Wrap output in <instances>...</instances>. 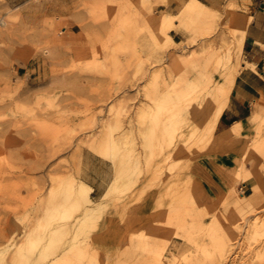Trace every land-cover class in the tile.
I'll return each mask as SVG.
<instances>
[{
  "label": "rangeland",
  "instance_id": "374dc122",
  "mask_svg": "<svg viewBox=\"0 0 264 264\" xmlns=\"http://www.w3.org/2000/svg\"><path fill=\"white\" fill-rule=\"evenodd\" d=\"M51 1L58 12L47 11L44 0H0V17L11 22L0 34V264H153L164 253V264H212L236 227L224 264H264V236L247 232L264 222V116L249 119V133L208 140L181 113L188 108L199 124L198 97L209 88L229 100L250 92L227 79L217 58L233 41L234 16L255 14L248 0H215L204 24L195 16L187 35L172 33L188 46L166 49L133 7L178 14L188 0ZM168 58L181 60L185 72L161 74ZM143 105L154 110L141 113L145 125L137 113ZM256 108L264 115V96ZM133 119L142 127L134 139L106 155L109 135L129 131ZM117 121L123 128L113 130ZM73 179L94 188L103 213L82 255V212L66 200ZM216 179L224 188L210 197ZM160 214L154 230L144 226ZM11 234L17 240L1 252ZM28 235L18 253L16 243ZM148 241L160 246L149 250Z\"/></svg>",
  "mask_w": 264,
  "mask_h": 264
},
{
  "label": "bare ground",
  "instance_id": "6f19581e",
  "mask_svg": "<svg viewBox=\"0 0 264 264\" xmlns=\"http://www.w3.org/2000/svg\"><path fill=\"white\" fill-rule=\"evenodd\" d=\"M44 2H45L44 6L46 5L47 11L50 10L51 2L53 3V1L44 0ZM62 2L63 0H58V2L56 3V6L62 7L63 5ZM51 10L56 11L54 8H52ZM133 11L138 16V19L140 17H146L148 19L150 27L155 31V34L153 35L152 40L154 41V43L156 44L158 48L166 49L168 47H178V48L187 47L188 43H186L185 41H179V42L176 41L172 33L175 32L178 35H187L188 19L197 16L200 18V21L202 22V24H204L205 19L210 15L211 9L208 7V5H206L201 0H188L184 4L183 8L178 14H171L170 12L163 13V14L161 13L160 15L154 14L150 12L149 10L144 9V6L140 8L133 7ZM56 12H58V10ZM253 18H254V14H246V15H241V16L236 14L234 16V22H233V25H234L233 27H234V32H235L233 41L228 47H227V43H225L227 47L225 57H221L220 55H218V53L216 54L218 55L217 56L218 61L220 63L224 62L225 65H227L228 71L226 72V76L230 82L236 83V81H238L237 82L238 85L241 86L243 89L249 88L251 93L261 94L262 92H264V78L256 70L254 64L246 60L244 61L241 60V56H242L243 48H244V42H245L246 34H247V29L250 23L252 22ZM10 26H11V22L8 17H4V16L0 17V34L4 32H9L11 30ZM84 33H86V30H84ZM193 43H194V40H191L189 42L190 45H192ZM168 60L170 61V63L168 64V66H164L160 70L161 74L165 75V73H172V72L184 73L185 72L183 71V69L185 68L181 67V64H180L181 60H177L173 58L171 59L168 58ZM164 61H165L164 55L161 54L157 57L156 62L159 65H161V67H162V64H165ZM195 67L197 68L198 65H195ZM186 81L190 85V83L193 80L192 79L190 80L188 78ZM186 91L182 89L179 93L183 96L185 95L187 96ZM170 93L171 91L168 92V94ZM173 94H175V92ZM150 100L153 101L154 104L157 103L156 98L155 99L150 98ZM198 100H201L200 104L198 105V109L204 115L202 122L199 124H194L195 122L193 121L192 114L190 113L188 108H184L181 112L183 120L186 123H188V125H191L190 127L192 128L193 132L201 134L203 137L208 138V140H215V139L221 138L222 136L216 135L215 131L217 129V126L219 124L222 114L224 113L225 109L229 105L228 94L220 91L219 87L216 86V88L212 90L211 88H209L205 92L204 97H198ZM152 111H154L152 105L141 106V108L138 109L137 111L138 116L142 121V122L140 121L139 123H142V125H145V122H146V117L142 116L141 113L148 115ZM134 121H135L134 119L130 120L129 122L130 127H128L129 131L128 130L124 131V133L119 132V134L117 135H114V134L109 135V139L107 141L108 147H107L106 155L108 156L111 155L112 157H115L121 145L128 144L129 142L127 141L129 140V138L134 137L135 126L136 128L139 127V129L142 128L140 125L139 126L134 125L133 124ZM121 127L122 126L120 124V121H117V125L112 126V129L118 130V129H121ZM237 129H238V125L232 127L230 131L233 133H236ZM5 131L6 130H2L1 133ZM140 133L143 136V138L146 139V136H147L146 134L148 133L144 132V130H141ZM78 181H76L75 179L71 180V183L68 186L66 200H72V207L82 212L81 217L77 220V227H78L79 232L81 234H85L84 241L80 242L79 245H77L78 253L82 255L85 253V250H84L85 248L81 246L86 245V241L90 236L89 233L91 232V229L93 228L97 229L100 226L102 218H103V213H102V208L96 205L95 201L92 198V193L94 191V188L86 184L83 181H80V182ZM116 183H119L118 180L116 181ZM198 190H199L198 192L200 195L202 196L204 195V197L206 196L208 198L207 191L205 190L202 184L198 185ZM63 208L66 209V205H63ZM247 232L252 234L251 239H256L258 236H264V222L263 223H261V221L254 222L249 227ZM237 234H238L237 227L229 229L226 240H223L221 242L218 258L215 259L212 262V264H224L225 263L227 259V252L229 251V248L232 245V241H235L237 239L236 237ZM29 237L30 235L26 236L25 240L21 242L19 245H17L16 243V246L18 248V253H20L23 250L25 246V242L26 240L29 239ZM16 240L17 239L15 238L14 234H11L8 237L7 246L1 252L7 251L11 246H13V243ZM152 245L157 246L159 244H155V243H152L151 241H148L149 250L150 249L152 250L151 248ZM162 247H163V250L162 248L161 250L164 253L166 245ZM166 258L167 256L164 253L163 258L153 259L152 263L153 264H164V261ZM146 263H149L148 260H146Z\"/></svg>",
  "mask_w": 264,
  "mask_h": 264
},
{
  "label": "crops",
  "instance_id": "0c3cea01",
  "mask_svg": "<svg viewBox=\"0 0 264 264\" xmlns=\"http://www.w3.org/2000/svg\"><path fill=\"white\" fill-rule=\"evenodd\" d=\"M206 5L213 4L215 0H201ZM246 5L250 7L251 12L255 13L254 18L247 29L246 39L244 42L243 48V57L246 61L255 65L256 70L264 78V12L258 10V6H264V0H248ZM264 10V8H262ZM255 11V12H254ZM71 34H76V27L73 26L69 29ZM262 96L256 93H246L245 95H235L232 96L229 100V105L225 109L224 113L221 116L219 124L217 126L216 135L222 136L221 139H224L225 134H230V139L232 140L238 137L243 129V134L251 132L249 124V119L252 123L256 124L255 120L258 117H263V112L260 108H255L257 101H260ZM238 125L236 133L230 131L234 126ZM259 164L254 165L253 167H258ZM247 186H245L246 188ZM224 185L220 180H214L211 185H209L208 191L210 197H216L221 195ZM94 192V191H93ZM106 193V192H105ZM104 193V194H105ZM103 194V196H104ZM164 214H160L154 219L148 220L144 223V226L150 228L151 230L155 229L152 227L154 224H159L163 218Z\"/></svg>",
  "mask_w": 264,
  "mask_h": 264
}]
</instances>
